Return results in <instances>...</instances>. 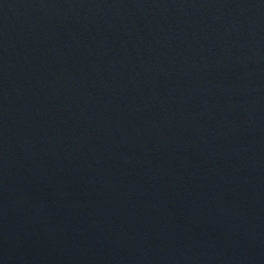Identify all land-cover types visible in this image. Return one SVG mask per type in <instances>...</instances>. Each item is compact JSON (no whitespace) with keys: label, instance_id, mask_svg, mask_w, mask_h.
Here are the masks:
<instances>
[{"label":"water","instance_id":"water-1","mask_svg":"<svg viewBox=\"0 0 264 264\" xmlns=\"http://www.w3.org/2000/svg\"><path fill=\"white\" fill-rule=\"evenodd\" d=\"M0 264H264V0H0Z\"/></svg>","mask_w":264,"mask_h":264}]
</instances>
